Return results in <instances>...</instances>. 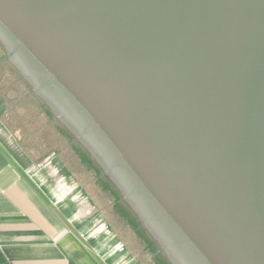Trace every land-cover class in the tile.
<instances>
[{
    "label": "water",
    "instance_id": "water-1",
    "mask_svg": "<svg viewBox=\"0 0 264 264\" xmlns=\"http://www.w3.org/2000/svg\"><path fill=\"white\" fill-rule=\"evenodd\" d=\"M7 42L63 91L189 264H264V0H0L3 58Z\"/></svg>",
    "mask_w": 264,
    "mask_h": 264
},
{
    "label": "crops",
    "instance_id": "crops-1",
    "mask_svg": "<svg viewBox=\"0 0 264 264\" xmlns=\"http://www.w3.org/2000/svg\"><path fill=\"white\" fill-rule=\"evenodd\" d=\"M4 51L0 264H162Z\"/></svg>",
    "mask_w": 264,
    "mask_h": 264
},
{
    "label": "flooded vegetation",
    "instance_id": "flooded-vegetation-1",
    "mask_svg": "<svg viewBox=\"0 0 264 264\" xmlns=\"http://www.w3.org/2000/svg\"><path fill=\"white\" fill-rule=\"evenodd\" d=\"M8 58L14 63L22 76L30 83L34 92L50 107L55 116L63 122L76 136V138L87 148L91 154L104 168L106 174L114 181L123 194L126 202L139 216L147 230L155 236L154 238L162 246L165 254L173 264H189L183 254L176 248L145 208L136 192L126 180L121 170L115 165L114 158L100 137L77 113L74 106L68 101L66 95L58 87L45 81L42 75L30 65L25 58L14 48L11 42Z\"/></svg>",
    "mask_w": 264,
    "mask_h": 264
},
{
    "label": "trees",
    "instance_id": "trees-1",
    "mask_svg": "<svg viewBox=\"0 0 264 264\" xmlns=\"http://www.w3.org/2000/svg\"><path fill=\"white\" fill-rule=\"evenodd\" d=\"M120 191V190H119ZM141 220V219H140ZM150 233V232H149ZM150 235L152 236V238H154V236L150 233ZM154 240L156 241V243L158 244L160 250L163 252L165 258L167 259V261L169 262V264H173L172 261L168 258L167 254H165L162 246L158 243V241L154 238Z\"/></svg>",
    "mask_w": 264,
    "mask_h": 264
}]
</instances>
